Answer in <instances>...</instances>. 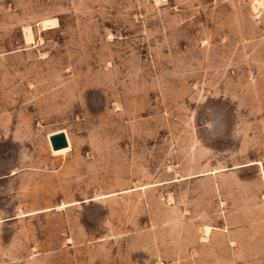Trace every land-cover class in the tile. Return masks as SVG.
<instances>
[{"label":"rangeland","instance_id":"374dc122","mask_svg":"<svg viewBox=\"0 0 264 264\" xmlns=\"http://www.w3.org/2000/svg\"><path fill=\"white\" fill-rule=\"evenodd\" d=\"M0 264H264V0H0Z\"/></svg>","mask_w":264,"mask_h":264},{"label":"bare ground","instance_id":"6f19581e","mask_svg":"<svg viewBox=\"0 0 264 264\" xmlns=\"http://www.w3.org/2000/svg\"><path fill=\"white\" fill-rule=\"evenodd\" d=\"M56 26L57 25V22L56 20H51V21H47V22H43L42 23V28L43 29H46L48 26ZM24 34H25V39L26 41L28 42L27 44H29V42L32 41V32H31V29L30 28H24ZM57 133H63L66 137V140L68 142V146L65 147V148H62V149H59V150H53L52 147H50V150H51V153H52V156H60V157H66L71 151H72V145H71V142L69 140V137L67 135L66 132H63V131H60V132H54L52 134H50L49 136H54L56 135ZM209 227H206L204 229V236H208L209 235ZM204 237V238H205ZM207 239V238H206ZM205 240V239H204Z\"/></svg>","mask_w":264,"mask_h":264},{"label":"water","instance_id":"95a60500","mask_svg":"<svg viewBox=\"0 0 264 264\" xmlns=\"http://www.w3.org/2000/svg\"><path fill=\"white\" fill-rule=\"evenodd\" d=\"M50 144L53 150H59L68 146V142L63 133H57L50 137Z\"/></svg>","mask_w":264,"mask_h":264}]
</instances>
